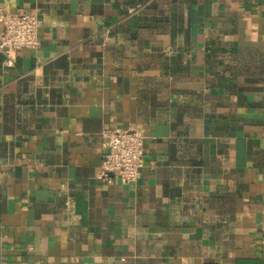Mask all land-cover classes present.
I'll return each instance as SVG.
<instances>
[{
  "label": "crops",
  "instance_id": "0c3cea01",
  "mask_svg": "<svg viewBox=\"0 0 264 264\" xmlns=\"http://www.w3.org/2000/svg\"><path fill=\"white\" fill-rule=\"evenodd\" d=\"M21 10L0 264H264V0H0ZM117 127L146 135L132 183L98 177Z\"/></svg>",
  "mask_w": 264,
  "mask_h": 264
},
{
  "label": "built area",
  "instance_id": "2783aa9c",
  "mask_svg": "<svg viewBox=\"0 0 264 264\" xmlns=\"http://www.w3.org/2000/svg\"><path fill=\"white\" fill-rule=\"evenodd\" d=\"M0 22V49L5 54V64L11 66L18 51L36 48L40 43V15L26 10L16 13L0 11ZM103 136L106 152L98 177L108 183H112L113 175H118L122 183L137 181L145 162L144 130L117 127L105 130Z\"/></svg>",
  "mask_w": 264,
  "mask_h": 264
}]
</instances>
